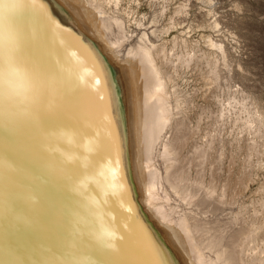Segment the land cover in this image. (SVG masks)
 Here are the masks:
<instances>
[{"label":"bare ground","instance_id":"obj_1","mask_svg":"<svg viewBox=\"0 0 264 264\" xmlns=\"http://www.w3.org/2000/svg\"><path fill=\"white\" fill-rule=\"evenodd\" d=\"M119 6L0 8V264H264V182L240 202L264 163L262 98L241 103L247 140L228 149L229 106L208 136L204 110L192 125V94L177 86L196 55L167 53L153 29L132 39ZM209 42L202 71L216 85L229 63L223 42ZM216 212L232 214L214 236L204 224Z\"/></svg>","mask_w":264,"mask_h":264},{"label":"rangeland","instance_id":"obj_2","mask_svg":"<svg viewBox=\"0 0 264 264\" xmlns=\"http://www.w3.org/2000/svg\"><path fill=\"white\" fill-rule=\"evenodd\" d=\"M120 6L129 29L133 30L132 39H137L134 31L138 33L144 28L153 29L150 37L154 42L164 41L167 53L188 49L196 55L192 60L194 64L191 61L183 76L176 80L178 88L184 92L182 95L192 94L189 104L191 108L188 107L190 123L195 125L198 112L204 110L201 127L209 136L219 109L222 108L225 112L229 106L230 111L219 118L221 141L226 142L227 145L225 142L224 144L228 149L229 145L237 143L239 137L240 141H246L248 135L243 134L247 132H240L235 116L242 102L246 101L245 105L249 108L253 106L252 92L259 95L264 104V0H120ZM179 6H184L182 13L175 11ZM210 37L223 42L229 63L228 67L222 69V78L216 85L202 71L209 53L217 50L215 45L210 44ZM227 155L226 163V159H229ZM240 157L243 162V155ZM263 164L254 180L250 181L240 202L249 205L252 199L261 194V183L264 182ZM231 214L214 213L217 220L220 217L223 219L220 222H206L204 230H210L214 236L219 235L228 225ZM27 236L31 244L36 245L32 231ZM28 263L35 264L32 260Z\"/></svg>","mask_w":264,"mask_h":264},{"label":"snow or ice","instance_id":"obj_3","mask_svg":"<svg viewBox=\"0 0 264 264\" xmlns=\"http://www.w3.org/2000/svg\"><path fill=\"white\" fill-rule=\"evenodd\" d=\"M4 5V0H0V8ZM3 75V65L0 63V77ZM2 97H0V126H2Z\"/></svg>","mask_w":264,"mask_h":264}]
</instances>
